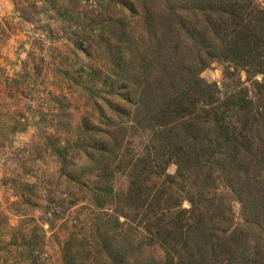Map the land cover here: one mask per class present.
<instances>
[{
  "label": "rangeland",
  "instance_id": "374dc122",
  "mask_svg": "<svg viewBox=\"0 0 264 264\" xmlns=\"http://www.w3.org/2000/svg\"><path fill=\"white\" fill-rule=\"evenodd\" d=\"M0 264H264V0H0Z\"/></svg>",
  "mask_w": 264,
  "mask_h": 264
},
{
  "label": "trees",
  "instance_id": "16d2710c",
  "mask_svg": "<svg viewBox=\"0 0 264 264\" xmlns=\"http://www.w3.org/2000/svg\"><path fill=\"white\" fill-rule=\"evenodd\" d=\"M252 34L254 35L255 38H256V36H259V32H257V31H254ZM251 37H252V36H249V37H248V40H247L245 43H249V42L251 43V42H252ZM257 46H258V45H256V48H257ZM230 47H231V45H227V46H226V48H230ZM248 47H249V50H251L252 46L249 45ZM254 48H255V46H254ZM254 48H253V49H254ZM250 55L252 56L251 53H250ZM208 107H211V106H208Z\"/></svg>",
  "mask_w": 264,
  "mask_h": 264
}]
</instances>
